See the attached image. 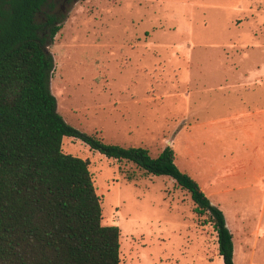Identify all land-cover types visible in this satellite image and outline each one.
<instances>
[{
	"label": "rangeland",
	"instance_id": "374dc122",
	"mask_svg": "<svg viewBox=\"0 0 264 264\" xmlns=\"http://www.w3.org/2000/svg\"><path fill=\"white\" fill-rule=\"evenodd\" d=\"M48 47L57 112L108 144L165 147L224 216L234 264H264V0H78ZM119 264H223L207 215L168 177L79 139Z\"/></svg>",
	"mask_w": 264,
	"mask_h": 264
},
{
	"label": "trees",
	"instance_id": "16d2710c",
	"mask_svg": "<svg viewBox=\"0 0 264 264\" xmlns=\"http://www.w3.org/2000/svg\"><path fill=\"white\" fill-rule=\"evenodd\" d=\"M74 1L0 0V264L120 263V231L102 225L88 162L64 153L63 137L133 163L146 176L172 179L193 211L208 216L223 264H234L223 213L178 169L172 148L153 158L146 148L108 144L57 112L48 47Z\"/></svg>",
	"mask_w": 264,
	"mask_h": 264
},
{
	"label": "crops",
	"instance_id": "0c3cea01",
	"mask_svg": "<svg viewBox=\"0 0 264 264\" xmlns=\"http://www.w3.org/2000/svg\"><path fill=\"white\" fill-rule=\"evenodd\" d=\"M227 225V224H226ZM232 239H233V237H232Z\"/></svg>",
	"mask_w": 264,
	"mask_h": 264
}]
</instances>
